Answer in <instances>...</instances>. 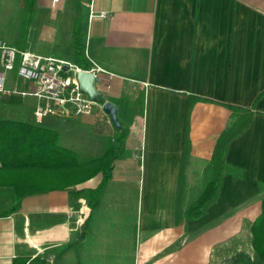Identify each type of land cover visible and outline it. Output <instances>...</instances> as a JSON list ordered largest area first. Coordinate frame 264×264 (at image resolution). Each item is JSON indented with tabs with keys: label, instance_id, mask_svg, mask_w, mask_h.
I'll use <instances>...</instances> for the list:
<instances>
[{
	"label": "crops",
	"instance_id": "obj_1",
	"mask_svg": "<svg viewBox=\"0 0 264 264\" xmlns=\"http://www.w3.org/2000/svg\"><path fill=\"white\" fill-rule=\"evenodd\" d=\"M91 4L108 17L91 18ZM76 26L84 70L105 71L96 83L103 103L39 123L44 101L0 94V112L10 108L81 162L101 165L77 185L20 199L0 171V264H264L251 233L264 200V0H0V45L79 66ZM6 85L31 83L13 71ZM105 102L117 107L120 129ZM228 105L253 110L252 121L227 146L216 201L176 224L180 171L186 210L212 178L218 139L233 121ZM109 166L96 209L72 197L97 189Z\"/></svg>",
	"mask_w": 264,
	"mask_h": 264
},
{
	"label": "trees",
	"instance_id": "obj_2",
	"mask_svg": "<svg viewBox=\"0 0 264 264\" xmlns=\"http://www.w3.org/2000/svg\"><path fill=\"white\" fill-rule=\"evenodd\" d=\"M32 7L29 9L28 21L32 20ZM26 34L23 37L26 42ZM75 60L83 69L89 64L85 58V43L82 29L76 26L74 35ZM264 93L261 96H263ZM196 99V98H195ZM103 103L101 99L97 100ZM193 100L189 101V113ZM233 113L230 127L220 136L212 160V178L205 186L203 193L186 210H183L185 172L182 167L179 175V187L176 197V224L182 219L198 220L203 217L208 208L216 201L223 174L227 171L225 153L228 144L240 136L250 125L254 111L228 105ZM189 142L186 139L183 160L189 156ZM0 162L4 171L10 175L7 180L17 182L16 196L20 199L26 194L45 190H60L77 185L87 180L91 174L98 171L101 162L94 160L83 163L78 155L59 144L57 134L33 124L21 121L0 119ZM111 166L104 170L101 185L90 191H72L75 199L84 195L92 209L99 206V195L111 178ZM10 212H14L12 209ZM253 249L260 262L264 263V200L262 213L251 227Z\"/></svg>",
	"mask_w": 264,
	"mask_h": 264
},
{
	"label": "built area",
	"instance_id": "obj_3",
	"mask_svg": "<svg viewBox=\"0 0 264 264\" xmlns=\"http://www.w3.org/2000/svg\"><path fill=\"white\" fill-rule=\"evenodd\" d=\"M61 0H53L59 4ZM91 7V18H106L108 13H94ZM0 94H17L22 97L33 96L45 102L35 110V119L42 122L46 117L58 112L67 115H87L98 105L82 89L78 80L80 72L92 73L96 79L105 71L94 64L84 70L79 66L57 58L39 56L28 51H19L13 47L0 45ZM16 71L19 79L30 82L24 89H9L6 85L7 75ZM96 86V84H95ZM97 89V88H96ZM103 108V104H99ZM2 163L0 162V168Z\"/></svg>",
	"mask_w": 264,
	"mask_h": 264
},
{
	"label": "water",
	"instance_id": "obj_4",
	"mask_svg": "<svg viewBox=\"0 0 264 264\" xmlns=\"http://www.w3.org/2000/svg\"><path fill=\"white\" fill-rule=\"evenodd\" d=\"M78 80L81 86V89L92 99L98 100L100 94L96 89L95 84L98 82L99 79H96L92 73L87 72H80L78 74ZM103 110L106 114H108L112 120V123L115 125L116 128L120 129V123L118 121V109L117 107L111 102H105L103 105Z\"/></svg>",
	"mask_w": 264,
	"mask_h": 264
},
{
	"label": "rangeland",
	"instance_id": "obj_5",
	"mask_svg": "<svg viewBox=\"0 0 264 264\" xmlns=\"http://www.w3.org/2000/svg\"><path fill=\"white\" fill-rule=\"evenodd\" d=\"M74 62H76V60H74ZM6 109L7 110H5L3 113L0 112V119L15 120V121H21V122H22V120L24 121L23 118H21L18 114H16V112L11 111L10 108H6ZM25 120H27V119H25ZM191 202H193V201H191ZM56 264H59V262L57 261Z\"/></svg>",
	"mask_w": 264,
	"mask_h": 264
}]
</instances>
